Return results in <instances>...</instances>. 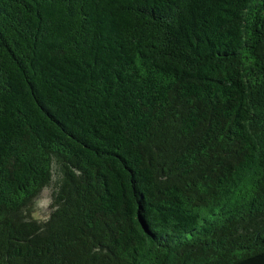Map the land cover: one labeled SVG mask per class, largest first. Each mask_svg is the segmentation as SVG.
Wrapping results in <instances>:
<instances>
[{"label": "trees", "instance_id": "trees-1", "mask_svg": "<svg viewBox=\"0 0 264 264\" xmlns=\"http://www.w3.org/2000/svg\"><path fill=\"white\" fill-rule=\"evenodd\" d=\"M0 264H264V0H0Z\"/></svg>", "mask_w": 264, "mask_h": 264}, {"label": "rangeland", "instance_id": "rangeland-1", "mask_svg": "<svg viewBox=\"0 0 264 264\" xmlns=\"http://www.w3.org/2000/svg\"><path fill=\"white\" fill-rule=\"evenodd\" d=\"M57 176L54 175L51 184L42 189L32 204L23 211L22 216L25 218L36 219L40 222L47 221L53 211L52 202L56 187Z\"/></svg>", "mask_w": 264, "mask_h": 264}]
</instances>
